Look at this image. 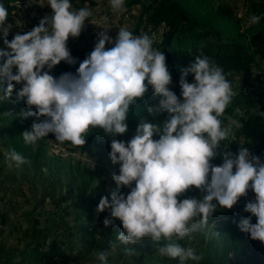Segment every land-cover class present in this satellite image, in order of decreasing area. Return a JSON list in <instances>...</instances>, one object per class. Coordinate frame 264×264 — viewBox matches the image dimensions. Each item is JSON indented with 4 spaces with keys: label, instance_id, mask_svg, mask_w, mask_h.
<instances>
[{
    "label": "clouds",
    "instance_id": "obj_1",
    "mask_svg": "<svg viewBox=\"0 0 264 264\" xmlns=\"http://www.w3.org/2000/svg\"><path fill=\"white\" fill-rule=\"evenodd\" d=\"M46 4L51 16L45 15L31 31L16 33L9 40V11L0 3V39L6 46L0 48V100L11 96L13 82L21 84L18 97L27 110L20 115L44 117L21 134L24 143L34 144L51 133L61 144L84 147L90 129H102L108 137L125 134L130 106L137 105L151 86L160 99L146 106V111L151 115L167 112V118L162 122L142 118L129 141L111 139L109 155L119 165L118 174L112 175L117 187L110 191V200L108 196L100 199L97 212L109 209L110 216L122 222L123 230L117 235L122 244L135 245L149 238L160 245V256L179 258L184 264L202 256L176 241L206 229L218 207L232 209L251 189L255 199L243 208L251 215L242 218L238 227L264 243V162L248 147L240 146L237 152L220 147L221 141L234 136V129L243 127L238 120L229 118L225 125L221 119L236 95L223 68L201 46L199 55L182 69L181 99L169 90L172 75L165 53L153 46L155 37L134 35L121 27L114 40L108 29L98 33V42L75 74L55 77L51 70L61 61L76 64L67 41L79 37L93 13L88 7L74 9L71 0H47ZM110 5L115 11L126 10L124 0H110ZM259 21L256 14L249 19L250 24ZM106 43L112 46L106 48ZM189 73L194 74L193 82L186 79ZM217 155L223 159L220 165L212 163ZM8 158L17 166L27 162L14 149ZM122 186L130 191H119ZM193 186L202 197L180 199ZM111 223L107 217L103 221L105 227ZM123 254L133 256L136 249L125 247ZM95 255L100 264H108L107 251Z\"/></svg>",
    "mask_w": 264,
    "mask_h": 264
},
{
    "label": "trees",
    "instance_id": "obj_2",
    "mask_svg": "<svg viewBox=\"0 0 264 264\" xmlns=\"http://www.w3.org/2000/svg\"><path fill=\"white\" fill-rule=\"evenodd\" d=\"M28 1L30 0H0V3L8 9L7 19L10 20L14 10ZM96 2L97 0H90L91 4ZM124 7L135 13V23L130 29L134 35H141L147 28L159 29L153 46L166 55V63L172 75V83L168 87L178 97L182 99L179 85L182 69L189 66L195 56L199 55L202 46L203 53L223 68L226 78L232 82L233 90L236 92L225 114L232 115L235 107L244 102L258 104L257 112L244 109L243 114L239 115L238 121L243 124V127L235 130V137L228 140L225 148L237 152L240 146L248 147L253 155L259 156L264 162V91L258 93V98H254L247 85L252 71L260 67L259 59L263 55L256 48L255 40L258 35L264 34V0L249 3L250 15L260 16V21L256 24H244L229 4L217 2V0H124ZM27 31H31L27 25H13L7 38L11 40L16 33L23 34ZM89 35V31L83 29L79 37L74 39L69 37L67 46L72 57L76 58V64L61 61L50 74L55 77L65 72L75 74L79 63L90 54L84 48V45L89 43L87 41ZM75 39L76 42L72 47ZM5 47L3 39H0V48ZM13 71L15 73V69ZM236 77L241 79V85L237 87L234 83ZM186 79L193 82L194 74L189 73ZM13 83L15 87L11 96L0 100V142L7 154L14 149L24 156L27 162L43 159L47 155L45 137L38 139L34 144H25L21 134L26 130L31 131L33 122H41L44 117L23 118L20 115L22 110H27L24 100L18 97L22 85ZM159 99V96L153 95L149 86L145 97L139 100L137 105L130 106L126 121L128 131L116 137H124L128 140L133 138L139 120L142 118L150 122L165 120L167 112L151 115L146 111V106L158 104ZM116 137L106 136L99 128L90 129L86 137L87 144L81 148L90 151L94 156L105 157V151L109 149L111 139ZM158 138L154 135V139ZM222 162L220 155L212 160L215 165H220ZM78 171L82 174L80 179H73V177L71 179V182L77 183L76 186L73 184L72 189H75L77 196L82 198L80 204L74 207V223L69 225L57 221H45L40 225L39 220L33 218L31 223L26 224L20 244L0 253V264H56L57 262L65 264L75 257L80 258L81 255L82 257L91 255L93 264H100L95 253L112 248L111 244L118 246L119 250L128 246L117 239L118 232L123 230L122 222L111 217L109 209L106 212H97V214H104L103 220L93 216L92 211L88 209L89 198H84L89 188L88 180L84 177L86 170ZM192 189L193 192L190 193L188 190L185 193L188 197H202L199 189L194 186ZM251 197L255 198V193L250 189L248 195L241 197L232 209L226 208V215L219 221L218 234L223 239L221 241L224 245H230L236 249V261L227 260V251L230 248L223 245L216 259L206 255L201 261L189 264H264V243L251 239L249 233L241 231L238 227L242 218L251 215L243 211L245 204L252 200ZM95 204L98 206V203L95 202ZM106 217L112 221L108 227L103 224ZM2 220L6 221L4 218ZM256 220L257 218L253 216L252 222L256 223ZM98 228L101 229L98 231ZM74 239H80L83 242V249L81 248L80 254L75 256L69 254L67 249ZM59 240L65 242V245H61ZM132 259V264H147L142 253L137 254V250ZM178 261L179 258L167 257L164 261H160V264H178Z\"/></svg>",
    "mask_w": 264,
    "mask_h": 264
},
{
    "label": "rangeland",
    "instance_id": "obj_3",
    "mask_svg": "<svg viewBox=\"0 0 264 264\" xmlns=\"http://www.w3.org/2000/svg\"><path fill=\"white\" fill-rule=\"evenodd\" d=\"M251 1L260 0H217V2L229 4L244 24L249 23ZM40 3L45 4L40 6L36 2H30L18 6L14 10L11 19L6 20V24L13 25H27L32 30L34 26H38L39 21L45 15H52V9L47 5V0H39ZM74 9L88 7L91 9L93 15L85 21V30H88L89 43L85 44L84 48L87 52L94 49L92 41L98 42V33L103 29H108V35L116 38L121 27L131 29L135 23V13L133 10L115 11L111 8L110 0H97L96 3L91 4L90 0H74L71 2ZM142 34H148L157 38L159 29L147 28ZM141 34V35H142ZM77 38V37H76ZM74 39V38H73ZM76 39L72 42L74 46ZM84 43V42H83ZM111 44L106 43V48L111 47ZM255 46L262 52V57L259 59L260 67L256 68L250 74L247 81L248 89L258 98V93L264 91V34L256 37ZM79 66V65H78ZM235 86L241 85L240 77L235 78ZM244 109L249 112H257L258 104L244 102L240 105V112H232L235 114L224 115L221 119L226 125L228 119L232 118L238 120L239 115L243 114ZM230 137L232 139L235 137ZM47 155L43 159L37 161H28L17 166L15 161L8 158L6 149L0 142V253L7 249L15 248L20 244L22 232L26 226L33 221V218L39 220V224H44L45 221H57L74 223V207L82 200L77 196L75 189L77 185L71 182V179H80L81 171L86 170L84 177L88 180V186L85 197H88V209L92 211V215L100 220H103L104 214L96 211V203L99 204L103 196H108L110 191L117 187L112 178L113 173L119 171V165H114L110 158L109 149L105 151V157L94 156L90 151L82 150L81 147H74L70 142L63 144L55 140L54 134H48L46 137ZM113 139L129 141L124 137H116ZM220 142L221 149H224L228 140ZM111 143V141H110ZM83 169H80L82 168ZM134 186V184H133ZM119 191L127 192L129 188L120 187ZM190 193L193 189H189ZM184 194L180 199L187 198ZM252 200L255 198L251 197ZM95 201V202H94ZM218 203V202H217ZM108 209H105L106 212ZM101 215V216H100ZM226 215V208H219L210 218L206 229L192 233L190 237L186 236L183 239L177 240L183 247H192L196 254L202 256L209 255L216 259L224 243L218 234L219 221ZM5 219L4 222L2 219ZM198 220V218H197ZM214 224V227H213ZM101 228H98V231ZM61 245L65 242L58 241ZM82 241L74 239L72 245L68 247L69 254H80L82 248ZM166 243L161 241L160 244ZM135 247L138 252H141L143 259L147 264H160L167 257L159 255L157 248L160 246L154 243L149 238H144L140 243L135 245H128ZM127 246V247H128ZM230 248L227 251V260L236 261V249L230 245H224ZM83 249V248H82ZM144 250V251H143ZM109 255L107 257L108 264H132V256L126 257L123 250H119L118 246L106 250ZM91 254V253H90ZM70 257V256H69ZM201 259V260H202ZM198 260V261H201ZM196 262L194 260H187L184 264ZM56 264H63L57 262ZM65 264H93L91 255L84 257H75L73 260L67 261ZM180 264V261H178Z\"/></svg>",
    "mask_w": 264,
    "mask_h": 264
},
{
    "label": "built area",
    "instance_id": "obj_4",
    "mask_svg": "<svg viewBox=\"0 0 264 264\" xmlns=\"http://www.w3.org/2000/svg\"><path fill=\"white\" fill-rule=\"evenodd\" d=\"M97 43V41H92V45L95 46V44ZM235 112H240V106L235 107L234 109Z\"/></svg>",
    "mask_w": 264,
    "mask_h": 264
}]
</instances>
